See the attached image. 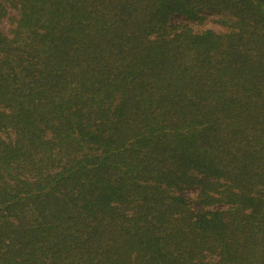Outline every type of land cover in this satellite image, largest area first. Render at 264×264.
Masks as SVG:
<instances>
[{
	"label": "trees",
	"instance_id": "trees-1",
	"mask_svg": "<svg viewBox=\"0 0 264 264\" xmlns=\"http://www.w3.org/2000/svg\"><path fill=\"white\" fill-rule=\"evenodd\" d=\"M0 264H264V0H0Z\"/></svg>",
	"mask_w": 264,
	"mask_h": 264
},
{
	"label": "rangeland",
	"instance_id": "rangeland-1",
	"mask_svg": "<svg viewBox=\"0 0 264 264\" xmlns=\"http://www.w3.org/2000/svg\"><path fill=\"white\" fill-rule=\"evenodd\" d=\"M171 21L173 23H183L185 22L181 17L179 16H173ZM203 27H210L213 28L215 30L219 29V25L217 24V17L215 15H206L205 18H203L200 21V24ZM196 27H198V25L196 24ZM196 190L195 189H187L184 191V194L189 197V198H193L194 194H195Z\"/></svg>",
	"mask_w": 264,
	"mask_h": 264
}]
</instances>
